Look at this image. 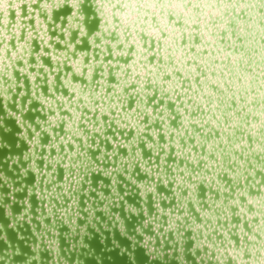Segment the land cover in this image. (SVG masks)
I'll return each mask as SVG.
<instances>
[{"label": "snow or ice", "instance_id": "obj_1", "mask_svg": "<svg viewBox=\"0 0 264 264\" xmlns=\"http://www.w3.org/2000/svg\"><path fill=\"white\" fill-rule=\"evenodd\" d=\"M0 264H264V0H0Z\"/></svg>", "mask_w": 264, "mask_h": 264}]
</instances>
